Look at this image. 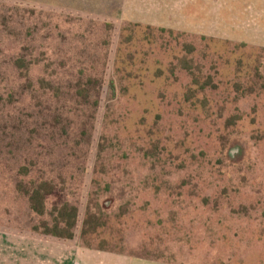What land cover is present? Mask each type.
<instances>
[{
    "label": "rangeland",
    "instance_id": "1",
    "mask_svg": "<svg viewBox=\"0 0 264 264\" xmlns=\"http://www.w3.org/2000/svg\"><path fill=\"white\" fill-rule=\"evenodd\" d=\"M20 55L34 79L105 61L86 172L63 175L78 236L88 205L107 208L93 244L124 255L87 250L102 264H264V0H0L7 118ZM17 159L0 155V236L37 221Z\"/></svg>",
    "mask_w": 264,
    "mask_h": 264
},
{
    "label": "trees",
    "instance_id": "2",
    "mask_svg": "<svg viewBox=\"0 0 264 264\" xmlns=\"http://www.w3.org/2000/svg\"><path fill=\"white\" fill-rule=\"evenodd\" d=\"M107 27L111 26L107 24ZM184 49L186 55L195 51L192 45ZM24 59L20 55L15 61L20 83L18 111L12 113V117L4 115L8 113L4 108L11 99L14 100V93L6 102L0 98V155L18 157L15 190L37 217L30 232L61 241L79 238L86 249L124 255L108 248L106 240L93 244L100 238L98 231L107 227L110 221L107 208L103 206H87L80 236L76 234L79 208L71 199L72 194L67 192L64 180L65 173L69 171L81 176L86 172L82 159L87 158L92 139L105 61L100 76H96L89 66L76 61L69 65L70 68H65L62 62L65 73H60L58 78L51 79L52 73L49 78L41 76L34 79L31 63ZM179 63L184 71L190 75L194 73L192 62L185 57ZM193 85L199 86L194 78ZM210 86L209 80L200 85L199 90L204 91ZM81 114L85 120L76 127V118L80 119ZM46 142L50 145H45Z\"/></svg>",
    "mask_w": 264,
    "mask_h": 264
},
{
    "label": "crops",
    "instance_id": "3",
    "mask_svg": "<svg viewBox=\"0 0 264 264\" xmlns=\"http://www.w3.org/2000/svg\"><path fill=\"white\" fill-rule=\"evenodd\" d=\"M87 250L90 249L82 247L75 239L61 241L32 233L0 236V264H102L103 255H110L92 254V250ZM128 260L133 263L132 259Z\"/></svg>",
    "mask_w": 264,
    "mask_h": 264
}]
</instances>
